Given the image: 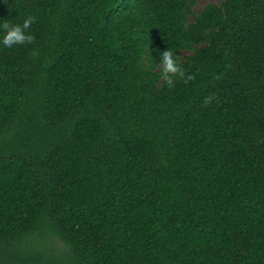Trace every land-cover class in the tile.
<instances>
[{"label":"trees","instance_id":"16d2710c","mask_svg":"<svg viewBox=\"0 0 264 264\" xmlns=\"http://www.w3.org/2000/svg\"><path fill=\"white\" fill-rule=\"evenodd\" d=\"M194 4L0 0V264H264V0Z\"/></svg>","mask_w":264,"mask_h":264},{"label":"clouds","instance_id":"9594fccd","mask_svg":"<svg viewBox=\"0 0 264 264\" xmlns=\"http://www.w3.org/2000/svg\"><path fill=\"white\" fill-rule=\"evenodd\" d=\"M32 27V21L25 23L23 28L13 27L6 21H0V49L11 51L32 45L34 40L26 35L32 30ZM159 56V66L163 70L161 78L167 82L170 89L174 88L176 83L181 80L191 79L180 66L179 56L174 54L171 48L160 52Z\"/></svg>","mask_w":264,"mask_h":264},{"label":"rangeland","instance_id":"374dc122","mask_svg":"<svg viewBox=\"0 0 264 264\" xmlns=\"http://www.w3.org/2000/svg\"><path fill=\"white\" fill-rule=\"evenodd\" d=\"M219 3V0H195L194 11L200 13L208 4Z\"/></svg>","mask_w":264,"mask_h":264}]
</instances>
